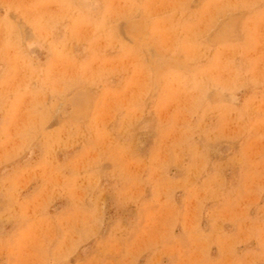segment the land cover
I'll return each instance as SVG.
<instances>
[{
	"label": "rangeland",
	"instance_id": "obj_1",
	"mask_svg": "<svg viewBox=\"0 0 264 264\" xmlns=\"http://www.w3.org/2000/svg\"><path fill=\"white\" fill-rule=\"evenodd\" d=\"M0 264H264V0H0Z\"/></svg>",
	"mask_w": 264,
	"mask_h": 264
}]
</instances>
